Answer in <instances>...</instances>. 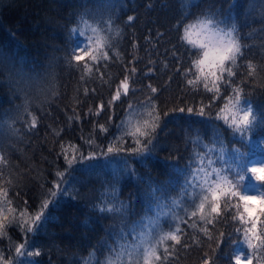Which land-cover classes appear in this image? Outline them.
Segmentation results:
<instances>
[{"label": "snow or ice", "instance_id": "1", "mask_svg": "<svg viewBox=\"0 0 264 264\" xmlns=\"http://www.w3.org/2000/svg\"><path fill=\"white\" fill-rule=\"evenodd\" d=\"M232 6L230 3L229 10ZM257 7L264 17V0H252L247 14L251 16ZM224 12L221 6L211 13H205L203 18H197L195 23H184L187 17L177 22V33L182 25L183 34L179 35L177 44L165 49L164 55L174 62V72L185 77L188 75L185 66L190 59L188 67L195 69L196 80L189 79L187 84L194 86L196 81H202L205 92L211 95H204L197 102L196 95L199 93H193L191 103L186 97L178 96L176 100L179 103L170 101L172 107L167 110L159 108L157 104L161 87L151 82L136 86L140 79L155 75L157 62L151 57L148 61L151 66L142 76L134 66L136 58L133 57V60L127 61L121 73L122 78L105 79L111 66L108 62L112 59L113 32L120 35L119 30L113 27L115 21L111 9L85 10L78 14L75 26L69 29V36L78 34L79 37H86L88 43L84 47L80 46L82 40L76 43L70 52H66V60L81 72L80 80L85 85L89 83L86 78H92L94 83L99 74L100 80L108 84L109 99L105 101L97 88L84 87L86 99L100 101L99 104L93 103L88 112L83 114L89 117L91 131L85 134L81 128L80 142L70 144V151L62 143L59 151L55 147L50 150L55 152L57 160L63 159L66 167L56 164L54 176L47 190L41 192L43 199L34 215L29 214L31 206L28 200L23 201V210L17 214L21 205L10 194L15 190L19 197L18 177L7 171L12 166L4 154L3 145H0V237H6L9 226L13 225L24 235L20 242L11 243L7 252L0 247V264H35L31 258L40 257L41 250L33 246L29 235L39 231L48 221V210L58 203V197L72 200L79 198L78 190L68 179L75 165L88 162L87 167L91 170L99 167L91 162L103 158L105 165L113 167L115 178L124 174L135 177L133 161L146 164L157 158L158 150L168 151L169 154L162 157L166 161L165 167L179 173L183 183L173 186L171 180L156 182L149 178L151 191L147 192L148 210L139 219L133 218L132 194L127 201H121L115 183L106 186L99 202L92 207L101 213L119 214V230H113L114 240L108 245V257L104 261H97V264H178L180 251L187 252L193 246L201 248L204 243L207 251L201 248L200 264H220L222 260H227V264H264V163L256 166L246 162L248 153L241 151L240 147L226 151L219 134L210 142L212 145L218 144V148L203 143L199 137H186L185 145L190 140L193 146L191 152L185 146L187 155H181L179 148L165 149L159 140L160 131L167 123L165 118L174 117L175 114L187 113L207 120H212L214 115L233 134H240L241 147L256 126L254 107L241 86L245 81L241 80L237 84L235 77L241 67L246 68L245 75L249 78L264 71V67L254 65L251 60L246 65L237 64L238 59L245 58L243 48L247 46H242L238 33L234 35L235 23L227 32L219 27L223 22L220 16ZM134 20V16H127L129 26ZM163 35L157 33L158 37L162 38ZM185 46L200 51L186 56ZM133 47H136L135 43ZM128 64L133 66L128 67ZM165 68L173 70L169 64H165ZM4 70H7L10 81L15 79L18 92L35 89L46 94L51 90V73L30 75L17 68L8 57L0 55V71ZM171 79L172 76H169V81ZM113 85H116L114 91ZM261 86L264 87V80ZM228 88H231L230 96L227 94ZM137 92L143 94V99L138 101V106L129 103L126 118L117 123L113 119L116 102L123 104V97H135ZM221 102L223 106L218 108ZM28 103L26 94L24 103L17 106V118L27 113L31 116L29 127L35 129L38 121L29 112ZM107 112L111 114L104 118ZM93 116L96 119H91ZM82 119L83 116L73 109V116L68 118V128L72 129ZM61 131L63 129L54 130L55 137H59L56 143L63 139ZM181 160L187 162L180 166ZM116 161H119L118 167ZM140 183H144L143 178ZM44 187L41 185L42 189ZM170 192H175L176 198L170 200ZM201 222L202 226L198 227ZM182 226L193 231L187 232ZM204 237H207V242ZM225 244L231 250L230 255L224 251ZM85 264L88 262L85 261Z\"/></svg>", "mask_w": 264, "mask_h": 264}, {"label": "trees", "instance_id": "2", "mask_svg": "<svg viewBox=\"0 0 264 264\" xmlns=\"http://www.w3.org/2000/svg\"><path fill=\"white\" fill-rule=\"evenodd\" d=\"M251 2L252 0H234V3L233 0H0V55L8 57L17 68L23 69L30 75L52 74L50 91L45 94L33 89L32 94H28L27 90L17 91L16 81L9 80L7 70L0 71V117L6 103L17 113V106L24 101V96L27 94L29 101L31 100L28 110L38 121L36 128L31 129L29 127L31 116L27 113L19 118L16 115L14 121L8 120L10 124L16 122L20 125L21 143L19 142L17 146L7 141L0 129V145H3L4 154L12 166L7 171L18 177L19 197L17 198V192L13 190L10 194L11 198L22 205L20 202L22 197L33 199L38 193L46 191L47 185L54 176L56 164L66 167L63 159L57 160L55 152L50 150L55 147L56 151H59L62 143L65 147H69L70 151V144L80 142L81 128L84 129L85 134L91 131L89 117L83 114L88 112L93 103L99 104L100 101L86 99L83 94L84 87L97 88L103 94L105 101L109 99L108 84L100 80L99 74L95 77L94 83L92 78H86L89 79V83L85 85L80 80L81 72L70 66L66 60V52H70L76 43L82 40L81 47L88 43L86 37H79L78 34L69 36V29L75 26L79 13L85 10L96 11L109 8L114 14L113 27L119 30L120 35L117 36L113 32V48L110 53L112 59L108 62L111 66L107 70L106 80L122 78L121 73L127 61L133 60V57L136 58L134 66L140 70L141 76L147 71V67L151 66L148 63L149 57L160 59V67L155 65V75L140 79L136 86L151 82L154 86L161 87L162 92L157 104L159 108L167 110L172 107L170 101L179 103L176 100L178 96L186 97L191 103L193 93H199L196 95L197 102L202 96L211 95L205 92L202 81H196L194 86L187 84L189 79L196 80L195 69L188 67L191 64L190 59L185 66V71L188 73L185 77L174 72V62L166 59L164 55L165 49H170L172 45L177 44L179 35L183 34V26L181 25L179 34L175 26L184 17H187L184 23H195L197 18H203L205 13H211L223 6L225 12L220 16L223 22L219 24V27L228 30L232 23H235L234 35L238 33V40L242 46H247L243 48L245 58L238 59L237 64L246 65L251 60L254 65L264 67V47H262L264 17L260 15V9L257 7L250 16L251 22H247L249 20L248 5ZM230 3L233 6L229 10ZM129 15L135 17L130 26L127 24ZM145 30L154 33L153 41L158 47L156 52L137 44L138 36ZM158 32L166 34L167 38L158 37ZM124 37L125 41H123ZM133 43L136 47H133ZM185 47L187 48L186 56L188 53L200 51L190 46ZM22 55L31 57L30 61L26 62L27 66L19 63ZM165 64L172 65L173 70L165 68ZM245 72L246 68L241 67L235 79L237 84L241 80L245 81V84L241 86L244 87L248 100L254 107L257 124L248 134L247 141L243 142V147H241L240 134H233L232 130L222 120L217 121L214 115L212 120H207L187 113L165 118L167 123L159 136L161 146L165 149L179 148L181 155H187L184 152L185 146L189 152L193 146L190 140L185 145L186 137H199L203 143L218 148V144L212 145L210 142L219 134L226 151L230 152L233 147H240L241 151L248 153L246 162L256 166L264 163V147H262L264 87L261 86L264 71L258 72L254 78L247 77ZM169 76H172L171 81ZM115 86H112L113 91ZM227 94L229 96L232 94L231 88L227 89ZM35 99L40 100V104H36ZM142 99L143 94L137 92L135 97H123V104L117 101L113 119L118 123L120 119L126 118L128 104L138 106V101ZM222 106L223 102L218 105V108ZM73 109L77 114H81L83 119L69 129L68 118L73 116ZM109 114L111 112L105 113L104 118ZM91 119L96 117L93 116ZM45 126L48 127L45 128ZM55 129H63L60 133L63 139L59 143H56L59 137H55ZM129 143H131L130 140ZM168 154V151L158 150L157 158L146 164L133 161L135 177L124 174L118 179L115 178L113 167L105 165L103 158L91 162L99 166L95 169L90 170L87 167L88 162L75 165L68 179L78 190L79 198L72 200L68 197H58V203L50 206L48 221L39 231L29 235L33 246L41 250V256L31 260L35 264H85V261L88 264H97V261L106 260L109 255L108 245H111L114 240L113 230H119V214L101 213L92 205L99 202L100 194L106 186L115 183L121 201H127L132 194L133 218L139 219L145 215L149 201L147 192L151 191L149 178L156 182L171 180L174 182L173 186L183 183V177L179 173L165 167L166 161L162 157ZM186 162L181 160L180 166ZM116 166H119V161H116ZM141 178L144 183H140ZM41 185L45 187L42 189ZM173 198H176V193L170 192L169 199ZM42 199L41 196L36 207L31 209L30 215H34L39 210ZM20 210H23V207L17 210V214ZM201 226L202 222L198 224V227ZM182 227L187 232L193 231L186 226ZM7 232L6 237H0V247L6 252L11 243L24 239L23 233L14 225L9 226ZM203 239L207 242V237ZM201 248L207 251L206 243L202 244ZM201 248L193 246L187 252L180 251L177 258L178 264H200ZM224 251L231 254L227 244L224 245ZM220 264H227V260H222Z\"/></svg>", "mask_w": 264, "mask_h": 264}, {"label": "bare ground", "instance_id": "3", "mask_svg": "<svg viewBox=\"0 0 264 264\" xmlns=\"http://www.w3.org/2000/svg\"><path fill=\"white\" fill-rule=\"evenodd\" d=\"M247 22L248 23L251 22V17L250 16H249V20ZM145 37H148V39L146 40ZM163 37L167 38V35L164 34ZM153 38H155L154 37V33H152L151 31L145 30L144 32H142V34L140 36H138L137 44H141L142 47H145L146 49H151V51H155L156 52L158 50V47L156 46L155 41H153ZM125 40L126 39L124 37L123 41H125ZM149 41H151V43ZM161 47L165 48L164 46H161ZM30 59H31L30 55H22L19 63L22 66H27L28 64H26V62L30 61ZM152 60L157 62L156 63L157 67H160V59L157 60L154 57ZM28 94H32V91H30V92L28 91ZM35 102H36V104H40V100H36L35 99ZM23 103H24V101L21 104H23ZM30 103H31V100L29 101L28 104H30ZM14 110H15L14 108L11 109L10 105H8L7 103L5 104V109L3 110L2 116L0 117V129L2 130L3 135L6 138V140L13 142L14 145L17 146L19 142L21 143V141H20L21 140L20 125L17 124L16 122L12 123V124L8 123V120L9 121H14V119H16L17 113ZM9 125H11V127H9ZM46 127H48V126H45V128ZM40 197H41V193L40 194L38 193L36 195V197L33 198V199L32 198L29 199V198H26V197H24V198L22 197L20 199V202L22 204L21 207H23V201L24 200H28L30 202L31 209L35 208Z\"/></svg>", "mask_w": 264, "mask_h": 264}, {"label": "clouds", "instance_id": "4", "mask_svg": "<svg viewBox=\"0 0 264 264\" xmlns=\"http://www.w3.org/2000/svg\"><path fill=\"white\" fill-rule=\"evenodd\" d=\"M224 31L227 32V31H230V29H228V30H225V29H224Z\"/></svg>", "mask_w": 264, "mask_h": 264}]
</instances>
